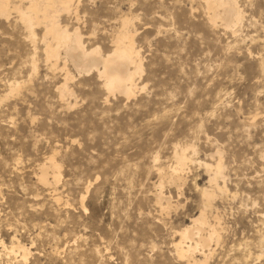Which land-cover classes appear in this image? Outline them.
<instances>
[{"label":"rangeland","instance_id":"obj_1","mask_svg":"<svg viewBox=\"0 0 264 264\" xmlns=\"http://www.w3.org/2000/svg\"><path fill=\"white\" fill-rule=\"evenodd\" d=\"M76 1L77 20L60 21L78 27L87 48L106 53L119 20L131 19L143 73L135 96L103 102L94 74L78 77L69 66L74 93L61 100V66L44 62L41 27L31 73L24 26L14 11L0 19V241L24 245L25 264H186L173 232L198 214L208 173L188 163L181 186L164 182L167 210L153 197L174 145H189L188 156H221L230 193L214 201L228 231L206 264H264V256L252 260L264 222V0H237V35L209 26L202 0ZM13 80L27 83L5 99ZM51 156L60 182L42 185L39 168ZM247 252L253 258L244 263ZM17 260L0 246V264Z\"/></svg>","mask_w":264,"mask_h":264},{"label":"bare ground","instance_id":"obj_2","mask_svg":"<svg viewBox=\"0 0 264 264\" xmlns=\"http://www.w3.org/2000/svg\"><path fill=\"white\" fill-rule=\"evenodd\" d=\"M202 1L208 23L210 24L209 26L213 28L220 26L223 30L230 31L232 34L238 32V25L241 24L240 22L242 20V11L238 7L237 0ZM77 5L76 0H0V19L8 21L11 11H14L12 13L16 14L17 22L19 20L24 26V31L27 34L26 38L32 44V55L28 60L31 66V73L37 71V61L35 60L37 36L35 30L41 27L42 34L38 40L42 44L44 62L53 70L61 66L59 71L63 74V77L62 81L56 87L58 97L61 100L66 96H71L73 92L70 91L69 83L75 77L72 75L69 66L73 68L78 77L94 74L100 82L99 85H101V88L106 93L103 102H107L108 97L114 95H120L127 100L132 98L135 96L138 85L136 84L135 78L141 76L143 66L140 51L134 45L133 32L135 30H132L134 27L131 26V19L124 16L119 20L120 29L111 35L112 48L104 53L99 46L87 48L83 41L84 37L78 27L68 29L67 25H62L60 21V15L62 14H71L77 20ZM233 37L235 38V36ZM7 82L9 93L4 96L5 99L10 95H17L20 89L25 87L26 81L13 80L12 82ZM143 89L144 86L140 88V90ZM174 146L172 157L173 165L170 172L168 171L169 173L163 174V172L158 171V176L162 181L158 182L157 192L153 197L154 203L161 210L170 208V200L172 197L170 195L165 196L162 193V184L166 182L176 187L181 186V183L184 181L183 173L188 163L197 165L208 173V185L200 188L195 186L199 192L198 214L191 216L189 223L185 224L179 231L174 230L173 232V236L177 237L173 248L178 258L180 256L183 257V259L179 258L181 261H185L186 264H206L212 259L215 248L223 245L226 238L225 234L228 231V227L226 228L223 225L220 219L221 217L216 213L217 209L214 206L216 198L229 196L230 194L224 182V167L219 152L220 157L215 162L210 163L205 159L195 158L193 155L188 156L187 152L189 150L191 151L194 146ZM193 152L195 154L194 150ZM261 157L264 163V154ZM157 158V156H154L155 162ZM39 169V175L37 177L38 183L52 186L60 182V166L54 161L53 156L48 158V164L46 163V165L40 166ZM48 172L52 175L51 182L48 181ZM52 189L51 196L54 199L53 201H60L59 195L57 196L56 193L57 189L54 187ZM83 198L81 196L80 204L82 207L84 206ZM260 215L264 219V214ZM258 233L260 235L256 243V248H258L259 254L253 258V254L247 252L246 255L244 254L242 256L244 263H247L250 258H253V261H257L264 256V222L262 233ZM4 245L0 241V246L6 252L7 256L18 259L17 262L26 263L27 249L24 245L20 246L18 240L16 241L12 238L10 247H5ZM240 246L242 245L240 244Z\"/></svg>","mask_w":264,"mask_h":264},{"label":"snow or ice","instance_id":"obj_3","mask_svg":"<svg viewBox=\"0 0 264 264\" xmlns=\"http://www.w3.org/2000/svg\"><path fill=\"white\" fill-rule=\"evenodd\" d=\"M178 255H179V254H178ZM179 258H180V259H183V257H182V256H180Z\"/></svg>","mask_w":264,"mask_h":264}]
</instances>
